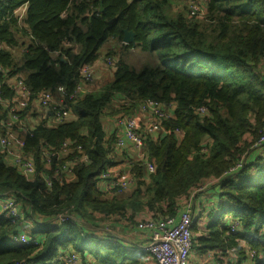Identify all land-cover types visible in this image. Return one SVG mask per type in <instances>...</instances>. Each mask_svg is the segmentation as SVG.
I'll return each mask as SVG.
<instances>
[{
	"label": "trees",
	"instance_id": "obj_1",
	"mask_svg": "<svg viewBox=\"0 0 264 264\" xmlns=\"http://www.w3.org/2000/svg\"><path fill=\"white\" fill-rule=\"evenodd\" d=\"M23 6L19 21L15 11ZM203 6L200 18L174 11L173 0H0L1 97H15L5 82L15 76L29 91V103L40 91L56 93L61 86L62 103L74 115L56 126L42 121L24 136L22 150L36 167L33 179L0 150V197L14 198L21 219L49 221L24 233L38 245H19L12 237L23 234L21 216L1 214L0 264H60L54 260L68 248L97 264H142L147 252L101 240L86 222L98 227L99 216L114 215L134 222L143 209L153 219L176 217L201 187L219 181L213 188L217 211L202 226L192 225L193 249L230 252L234 264H264V144L254 147L264 131V0H204ZM125 29L135 33V46L122 42ZM109 38L151 53L159 63L136 71L108 52L112 80L100 89L87 84L77 94L80 68L93 67ZM149 101L171 111L163 132L143 134L155 170L149 173L138 160L131 192L108 197L98 182L114 137L104 134L102 115H136ZM66 142L64 160L74 161L75 180L50 179L47 186L41 173L52 177ZM45 151L55 153L48 169ZM82 155L88 161L75 163ZM64 215L70 218L58 223ZM235 221L239 227L231 232Z\"/></svg>",
	"mask_w": 264,
	"mask_h": 264
},
{
	"label": "built area",
	"instance_id": "obj_2",
	"mask_svg": "<svg viewBox=\"0 0 264 264\" xmlns=\"http://www.w3.org/2000/svg\"><path fill=\"white\" fill-rule=\"evenodd\" d=\"M204 0H193L190 15L195 17L204 18ZM199 4V5H198ZM26 7V6H24ZM24 9L21 8L15 11V15L18 20L21 21L24 17ZM106 62L110 63L109 60ZM5 69L0 64V74H5ZM80 75L82 78L81 84L78 86L77 94L81 91H84V86L93 82L94 74L92 66H82L80 68ZM19 86L20 96L22 98H12V100H4L1 97L0 93V106L5 102L6 104L12 105L11 107V117L17 119L18 112L28 107L29 98L28 90L23 86L22 82L19 80L18 76H15ZM17 86V87H18ZM66 96L63 87L59 86L56 89V93H53L51 90H43L37 93L36 102L43 108H51L54 117L58 121H62L69 115V110L63 105V98ZM5 105V104H4ZM10 105H5L9 108ZM139 111L147 114L148 118L145 123H142L138 120L135 115H125L117 119V126L121 127L122 135L116 138L115 146L119 149H124L127 142L132 143V146L140 155L143 160V164L146 166L149 173L154 172V164L147 160V158L140 153L144 146V136L143 134H155L157 132H163L162 121L167 119L171 115L170 109L164 107V105L157 101L145 102L140 106ZM200 114H205V107L198 108ZM4 120V125L7 127L10 126V121ZM177 134L181 135L179 130L176 131ZM67 142L64 144V148H61L62 153H66L65 148L67 147ZM264 144V131L261 136L254 143V147L262 146ZM16 146L18 151L13 156L12 163L17 167L21 174L26 178H30L35 174L36 167L32 159L23 152V142L17 138L16 135L7 130L0 137V150L6 154H10V149ZM77 149L80 150L81 146L78 145ZM59 152V153H61ZM54 152L45 151L44 155L47 159L46 166H50V158L54 156ZM81 159H77L75 163H86L88 157L82 155ZM242 165V162L239 166ZM238 166V167H239ZM73 168V167H72ZM71 168V172H72ZM50 179H56L55 176L51 178H45V183L47 186L51 185ZM64 180V179H62ZM100 180L108 181L111 180V184L108 185V190H114L116 192L122 193L129 184L130 181L127 177L121 178L113 176L111 172L106 168L101 175ZM61 181V180H59ZM205 187V186H203ZM202 187V188H203ZM201 189V188H200ZM1 207V213L6 214L12 218H18L21 216L19 207L13 197H7ZM0 213V214H1ZM70 217L64 215L61 216L58 220V223L68 220ZM195 222V218L192 212L191 203L187 204V207L180 213L179 217H163V218H145L137 224V227L140 230L147 232L146 234V243L142 246L141 250L149 253L152 258L155 260L156 264H189V258L191 251L193 249V235H192V225ZM239 227L238 222H233L230 225L231 232H237ZM12 240L19 245H38L39 242L28 238L25 234H20L13 236ZM109 241H113L112 238H109ZM78 256L76 254H60L54 260L56 263L61 262L60 264L68 263L73 264L77 261ZM97 264V263H93ZM224 264V263H222Z\"/></svg>",
	"mask_w": 264,
	"mask_h": 264
},
{
	"label": "crops",
	"instance_id": "obj_3",
	"mask_svg": "<svg viewBox=\"0 0 264 264\" xmlns=\"http://www.w3.org/2000/svg\"><path fill=\"white\" fill-rule=\"evenodd\" d=\"M24 9V12L26 11V7H21V10ZM120 43V42H119ZM122 43V42H121ZM123 44V43H122ZM135 49V48H134ZM110 52V51H109ZM144 53V52H143ZM104 78L108 81L110 79V76L104 72ZM5 82H7L10 86L15 88L16 95L15 98H22L23 96H20L19 92V86L17 83V80L15 77L7 79ZM18 86V87H17ZM120 100V99H119ZM5 102L3 105L0 106V137L7 131L11 130L14 135L17 136V138L20 140V142L23 141L24 136L29 132V129L33 128L36 124L44 121L47 126H56L59 122L54 117L52 111L49 108H43L41 107L36 100H32V102L29 103V106L26 109H23L20 111L17 119H13L11 117V107L12 105L7 108L5 105ZM139 121L142 123H145L148 116L142 111L137 110V113L135 115ZM113 118L115 119V123L113 124ZM74 119V115L69 114L66 118V120H72ZM117 116H105V121H102L103 124V132L107 137L113 136L114 137V145L112 146V151L108 155L107 160L109 162V166L107 169L111 172L113 176L125 178L127 177L130 181L129 186L122 191L123 195H126L131 192V190L135 187L136 182L134 178V172L131 171L133 165L138 161L141 160L140 155L137 153V151L132 146V143L127 142L126 147L124 149H119L115 146V140L116 138L122 135V129L121 127L117 126ZM4 120L10 121V126L7 127L4 125ZM7 121V122H8ZM105 122V127H104ZM153 137L155 138L156 135L154 134ZM18 151V147L13 146L10 149L11 155L7 154L6 159L9 161L12 165L13 156ZM58 161L55 165L54 171L52 172V176H55L59 180L64 179L67 182L75 180L74 174L70 171L71 168L74 166V161L72 159H66L67 154L58 153L57 155ZM65 161L64 163H61ZM48 169V166H46ZM41 176L45 179V175L41 173ZM33 177V176H32ZM30 177L31 179H33ZM111 184V180L104 181L99 180L98 187L103 191L108 190V185ZM220 184L219 182H214L213 184L204 185L205 187H201L199 190V193L196 194V192L193 196L191 206H192V212L195 218V221L205 220L208 219L207 214L211 212L213 209H217L218 205L220 203V198L217 193H215V185ZM120 195V193H116L114 190H111L107 193L108 197H113V195ZM8 196H2L0 197V213H1V207L2 203L8 199ZM23 206L29 207L27 203H23ZM183 206V202H182ZM185 207V206H184ZM29 210V209H28ZM215 212V211H214ZM3 214V213H1ZM0 214V215H1ZM149 211L147 209H143L136 213L134 217V222H131L129 219V215L125 217H120L117 215L114 216H108L106 218H103V220L100 219L97 220L96 223H98V227L91 226L90 223L85 224V226L89 227L92 232L91 235H94L97 238H102L101 240H105L107 238H112L113 241L111 242H120L124 246H126L128 249H136L137 251L142 252L141 248L146 243V234L147 232L144 230H140L137 227V224L141 222L143 219L149 217ZM180 213L176 216L179 217ZM22 218V215L20 219ZM49 221L45 220L44 218L39 219L38 217L32 218V219H21V228L22 233H30L33 229L36 228H44L45 226L49 225ZM136 223V224H135ZM205 224V221L204 223ZM199 225V223H198ZM112 230L110 229V227ZM202 226V225H200ZM110 229V231L108 230ZM119 231L117 234L115 232ZM101 234V236H99ZM110 234V236H108ZM122 238V239H121ZM120 239V240H119ZM63 254H76L78 256V259L73 264H93L94 261L92 257L85 256L82 257L78 253L74 252L73 250L69 249L61 251ZM60 253V254H61ZM88 257V258H87ZM141 257V256H140ZM220 259H225L229 261L231 264H234V261L236 260V257L234 254L230 253L226 256H223V253L219 251L218 253L215 251L211 252H199L195 248L192 249L190 258H189V264H222L219 263ZM142 264H156L155 260L152 258L151 255L148 253L143 255L140 259ZM68 264V263H64Z\"/></svg>",
	"mask_w": 264,
	"mask_h": 264
},
{
	"label": "rangeland",
	"instance_id": "obj_4",
	"mask_svg": "<svg viewBox=\"0 0 264 264\" xmlns=\"http://www.w3.org/2000/svg\"><path fill=\"white\" fill-rule=\"evenodd\" d=\"M192 1L193 0H173L174 11H182V12H184V14L188 15V11L190 13ZM99 51L101 52L102 57L92 67L93 68V74H94V79H93V82L91 84V85H93L92 88L96 87V88L100 89L103 87L104 84H106L107 82L112 80V76H113L112 74H113L114 66H113V64H107L108 62L106 63V59L104 58V56L109 51L113 54L114 58L123 59L132 68H134L136 71H140L146 66L157 65L159 63V60L155 57V55L153 57V55L151 53H143L138 48H136V49L125 48L115 38L107 39L101 45ZM14 52H15V54H18L17 51H14ZM104 72L106 74H108L109 76L111 74L110 79L108 81L104 78L105 76L101 77L102 75H104ZM112 104L117 105L118 103L113 101ZM105 116H106V113L102 115V121H105ZM108 116H113V115H108ZM112 121L114 124L115 119L113 118ZM104 127H105V122H104ZM140 153H142L146 157V152L144 150V146H143V149L141 150ZM216 211H217V209L215 210V212ZM204 221H206V218H205V220L204 219L200 220L198 222L199 225H203ZM110 229L112 230L111 227H110ZM110 229H108V230L110 231ZM118 232L119 231L115 232V234H117ZM99 236H101V234ZM108 236H110V234H108ZM100 239H103L102 236ZM224 261L226 262L227 260L224 259Z\"/></svg>",
	"mask_w": 264,
	"mask_h": 264
},
{
	"label": "water",
	"instance_id": "obj_5",
	"mask_svg": "<svg viewBox=\"0 0 264 264\" xmlns=\"http://www.w3.org/2000/svg\"><path fill=\"white\" fill-rule=\"evenodd\" d=\"M102 7H101V11H102ZM123 43L124 44H132L133 46H135V33L133 31H129L127 29L123 30Z\"/></svg>",
	"mask_w": 264,
	"mask_h": 264
}]
</instances>
